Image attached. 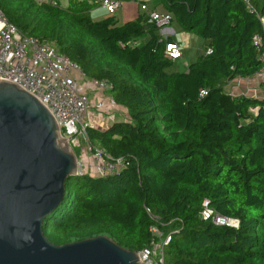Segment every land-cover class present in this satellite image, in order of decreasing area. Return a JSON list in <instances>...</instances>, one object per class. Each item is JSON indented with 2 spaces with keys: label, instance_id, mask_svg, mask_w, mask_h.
I'll return each instance as SVG.
<instances>
[{
  "label": "trees",
  "instance_id": "trees-1",
  "mask_svg": "<svg viewBox=\"0 0 264 264\" xmlns=\"http://www.w3.org/2000/svg\"><path fill=\"white\" fill-rule=\"evenodd\" d=\"M160 4L171 22L204 40L185 70L165 71L176 61L165 55L175 40L143 12L121 23L116 15L94 19L89 0H0L20 32L55 42L86 76L109 83L129 112L106 128H87L91 145L124 167L71 177L44 233L55 244L107 235L140 251L155 225L171 236L165 264H264V98L225 89L264 64V46L254 44L264 0ZM205 201L238 225L204 218Z\"/></svg>",
  "mask_w": 264,
  "mask_h": 264
},
{
  "label": "water",
  "instance_id": "water-1",
  "mask_svg": "<svg viewBox=\"0 0 264 264\" xmlns=\"http://www.w3.org/2000/svg\"><path fill=\"white\" fill-rule=\"evenodd\" d=\"M80 161L51 111L0 77V264H143L107 235L65 244L44 233Z\"/></svg>",
  "mask_w": 264,
  "mask_h": 264
},
{
  "label": "built area",
  "instance_id": "built-area-1",
  "mask_svg": "<svg viewBox=\"0 0 264 264\" xmlns=\"http://www.w3.org/2000/svg\"><path fill=\"white\" fill-rule=\"evenodd\" d=\"M37 3H55V0H35ZM97 8H104L109 15H117L122 9L124 0H89ZM145 15L156 21L163 28L170 24L172 15L168 11H160L138 0ZM263 33L254 37V44L264 46V14H259ZM163 32V29L161 30ZM165 35V34H164ZM211 52V48L206 50ZM166 57L178 60L183 57L182 45L176 41L167 43ZM264 60V51L262 54ZM0 77L10 80L35 95L54 115L60 126L61 135L68 139L75 148L86 144L87 150L93 153L94 167L97 175L106 176L120 171L124 167L122 158H110L103 149L94 148L89 142L87 128L91 125L89 113L93 108L102 110L105 102L92 103L86 94L89 85L96 90L110 91L111 85L105 81L90 79L78 63L62 53L55 42L42 41L24 35L9 21L0 9ZM79 78L83 83L79 82ZM249 78H237L230 81L225 89L241 84ZM258 80L264 88V64L252 77ZM205 93V91H203ZM264 98V91L261 95ZM110 109L117 104L113 97L109 98ZM84 140V141H83ZM78 156V155H77ZM79 159V156H78ZM80 161L81 174L82 162ZM204 218L211 219L217 225L237 226L239 221L218 215L204 202L201 212ZM153 238L150 244L138 252L143 264H165L163 244L170 241L171 236L162 232L157 226L150 228Z\"/></svg>",
  "mask_w": 264,
  "mask_h": 264
},
{
  "label": "crops",
  "instance_id": "crops-1",
  "mask_svg": "<svg viewBox=\"0 0 264 264\" xmlns=\"http://www.w3.org/2000/svg\"><path fill=\"white\" fill-rule=\"evenodd\" d=\"M147 3L150 7H155L160 11H164L163 6L160 4V0H141ZM98 14H97V13ZM142 9L138 0H124L122 9L116 15L121 23L137 18L142 14ZM97 14L99 19H103L109 16L107 11L104 8H95L91 14ZM165 37L172 36L174 40L182 45L183 57L176 60L174 65L179 67H184L185 69L188 65L197 59V57L204 52V40H199L197 38H192L190 35L185 33L184 30L178 24L166 25L161 32ZM175 68V67H174ZM178 69H174L177 71ZM173 71V72H174ZM83 82V81H82ZM228 92H231L235 95L246 94V95H255L261 97L264 88L258 80L249 78L244 80L241 84H234L230 87ZM86 94L92 103H96L102 98H104L105 106L102 110L93 108L89 113V120L92 126L97 128H106L111 125L114 121H121L129 118L128 109L122 105L116 104L113 111L110 109L109 98L112 97L110 91L96 90L93 85H89L86 90ZM85 158L83 153L82 161ZM89 169L97 170L95 167H92V163L86 164L85 172H90Z\"/></svg>",
  "mask_w": 264,
  "mask_h": 264
},
{
  "label": "rangeland",
  "instance_id": "rangeland-1",
  "mask_svg": "<svg viewBox=\"0 0 264 264\" xmlns=\"http://www.w3.org/2000/svg\"><path fill=\"white\" fill-rule=\"evenodd\" d=\"M67 4H68V0H62V5L63 6H67ZM97 13V12H96ZM91 14L92 15V17L94 18V19H96V20H99V18H98V13L97 14ZM128 21V20H127ZM173 24H177L176 23V21H173L172 22ZM168 25H170V24H168ZM167 25V26H168ZM166 27V26H165ZM185 33H187L188 35H190V37H192V38H197V39H199V40H201L202 41V38H200L198 35H196V34H194V33H191V32H187V31H185ZM178 65V64H177ZM175 66L174 64H172V65H170V66H167L166 68H165V71H167V72H169V73H171V72H173L174 71V69L176 70V69H178V71H182V70H185V68L184 67H179V66ZM175 67V68H174ZM176 72V71H175ZM79 82L80 83H83L82 82V79H80L79 78ZM101 101H103V102H105L104 101V98H102V100ZM253 112L252 113H255L254 111V109L252 110ZM84 141V140H83ZM75 152H76V154L79 156V160H81V162H82V170L81 171H85V169H86V164H88V163H92V167H94V163H95V160H94V157H93V153L91 152V151H89V150H87V148H86V144L84 143V142H82L81 143V146H79V147H77V148H75ZM83 153L85 154V158L83 159L84 161H82V157H83ZM89 171H91V174L92 175H95L96 174V171H94L93 169H89ZM88 173H90V172H88Z\"/></svg>",
  "mask_w": 264,
  "mask_h": 264
}]
</instances>
